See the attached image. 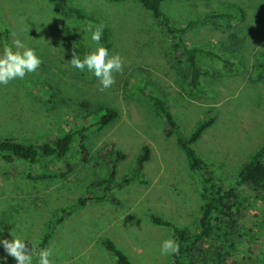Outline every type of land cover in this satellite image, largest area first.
Segmentation results:
<instances>
[{
	"label": "rangeland",
	"instance_id": "rangeland-1",
	"mask_svg": "<svg viewBox=\"0 0 264 264\" xmlns=\"http://www.w3.org/2000/svg\"><path fill=\"white\" fill-rule=\"evenodd\" d=\"M68 2L106 19L112 35L107 49L110 55L123 58V71L114 73L115 84L101 91L94 74L92 78L79 77L68 63L70 54L52 39L56 20L53 4L47 0H0V54L13 40H20L35 49L42 60L35 73L0 85V139L41 142L50 139L56 129L69 126L70 119L63 115L66 109L60 103L56 109L41 104L47 89L63 87L64 83L77 86L73 85V104L69 105L78 117L83 116L82 105L90 102L93 109L96 105L110 106L117 118L88 138L89 165L80 160L79 148H72L70 159L59 163L62 172L68 171L67 166L72 168L62 177L34 180L28 175H40L38 169L28 172L24 167L0 163V241L22 238L34 254L44 226L62 218L48 246L53 250L54 264H113L101 246L104 239L111 240L131 264H171V255L160 253L171 230L154 225L150 216L194 232L201 206L200 178L189 170L177 145L178 137L189 136L198 124L213 118L192 148L226 185L233 184L242 166L264 143V76L256 71L258 57L264 56V0H192L163 5L164 13L178 25L213 11L237 12L232 26L215 20L187 31L186 38L193 46H205L237 61L228 70L215 59L199 56L198 64L206 72L202 94L185 90L178 62L167 53V43L151 28L149 17L132 4ZM3 29L8 30L7 39ZM82 38L95 50L97 45L91 44L90 36L82 33ZM132 87L166 97L178 126L172 136L163 135V120L142 97L132 93ZM54 112L58 120L51 117L49 121L47 117ZM82 122L87 124L88 118ZM104 145H112L125 155L116 166L117 182L134 167L142 147H149L151 156L143 168L147 184L132 182L114 190L115 205L91 202L72 209L88 193L99 196L92 185L104 174L96 156ZM241 192L249 198L250 208L241 222L240 249L246 264H264V199L249 188ZM1 258V262L17 264L2 243Z\"/></svg>",
	"mask_w": 264,
	"mask_h": 264
},
{
	"label": "trees",
	"instance_id": "trees-1",
	"mask_svg": "<svg viewBox=\"0 0 264 264\" xmlns=\"http://www.w3.org/2000/svg\"><path fill=\"white\" fill-rule=\"evenodd\" d=\"M47 1L53 4L52 11H55L54 17L56 18L52 27V39L64 48L71 58L73 52L83 59L86 54L94 50L92 45L82 38V33L91 37V34L84 30L89 24L103 23L105 25L100 44L106 48L110 47L111 28L105 18L85 12L82 8L70 4L68 0ZM172 1L187 2L192 0H107L111 4H132L133 7L149 17L151 28L159 32L163 41L167 43L168 55L178 62V76L185 90L189 94H202L204 91L201 82L206 76V72L198 64L199 56L215 59L228 70H231L237 61L234 63L233 60H227L219 52L205 46H193L186 38L187 31L195 30L198 26L210 24L215 20L225 23L226 26H232L238 15L236 10L233 12L213 11L186 25H178L173 23L163 11V5ZM3 28L5 27L3 26ZM3 33L7 39L8 30L3 29ZM258 59L256 71L264 76V56L260 55ZM183 66L185 67L182 68ZM75 70L81 78H92V72L85 70L81 73L77 69ZM65 84L63 87L51 86L50 90L47 89L46 100L41 104L43 107L51 106L56 109L57 103H60L66 109L63 115L70 119L69 126L56 129L50 139L30 144L13 138H1V164L24 167L28 169V172L38 169L40 175L31 173L28 175V178L34 180L62 177L72 168L67 166L68 171L62 172L59 163L70 159L72 148L77 146L80 150V160L83 164L89 165L88 151L85 146L88 138L114 122L117 112L108 105H94L96 109H93L91 103L88 102L82 105L83 116L78 117V112L72 108V105H69L70 102L73 104L72 88L74 84L67 83L66 86ZM43 85L46 88L45 84ZM131 90L133 94L142 97L154 114L163 120L166 125L163 130L165 137L172 136L178 130L169 102L163 94L138 87H132ZM74 102L77 103L78 100ZM55 114L56 112L50 113L47 119L52 121L51 117L55 118ZM87 118V124L83 123L82 120ZM213 121V118L206 119L198 124L195 131L189 136H179L177 139V145L186 157L189 170L195 172L200 178L201 206L197 229L191 232L187 228L175 227L162 218L150 216L151 223L170 228L171 236L180 243L179 254L171 255V264H246L247 262H245L244 253L240 249L243 239L241 222L249 213L250 202L248 197H243L241 191L245 188L252 189L264 199V143L242 166L233 184L226 185L222 179L214 175L210 164L199 158L192 148ZM96 156L104 174L92 186L96 187L100 194L95 197L88 193V196L78 199L71 206L72 209L86 206L91 202H108L115 205V199L111 195L114 190L132 182L147 184L143 168L151 156L149 147H142L134 167L120 182L116 181V166L125 158V155L112 145H104L96 153ZM63 213H68L67 209ZM61 221L62 218L48 222L44 226L41 240L33 254V264H38L39 250L48 248L55 226L59 225ZM101 246L111 255L113 264H131L128 257L111 240H102ZM2 259H0V264H14L1 262ZM247 260L250 262L251 258L248 257Z\"/></svg>",
	"mask_w": 264,
	"mask_h": 264
},
{
	"label": "clouds",
	"instance_id": "clouds-1",
	"mask_svg": "<svg viewBox=\"0 0 264 264\" xmlns=\"http://www.w3.org/2000/svg\"><path fill=\"white\" fill-rule=\"evenodd\" d=\"M105 25H87L86 32L91 34V41L97 45L94 51L89 52L81 59L72 53L70 65L83 73L85 70L92 72L99 80L100 90L104 91L115 84L114 73L123 71V58L119 54H109V50L100 44ZM42 64V60L37 55L35 49L27 47L20 40H13L12 44L6 45L0 54V85L7 86L11 81L24 79L29 73H35ZM7 254L13 257L17 264H33V250H29L22 238H14L0 241ZM180 243L169 236L163 240L160 246L161 255H178ZM51 248L39 250L37 258L38 264H54Z\"/></svg>",
	"mask_w": 264,
	"mask_h": 264
}]
</instances>
